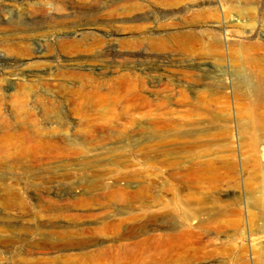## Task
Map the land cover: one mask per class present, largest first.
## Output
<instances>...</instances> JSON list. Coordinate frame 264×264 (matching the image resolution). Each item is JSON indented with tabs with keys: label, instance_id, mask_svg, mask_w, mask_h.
Here are the masks:
<instances>
[{
	"label": "rangeland",
	"instance_id": "obj_1",
	"mask_svg": "<svg viewBox=\"0 0 264 264\" xmlns=\"http://www.w3.org/2000/svg\"><path fill=\"white\" fill-rule=\"evenodd\" d=\"M258 44L264 0H0V264H264V113L199 71ZM183 99L211 146L130 144Z\"/></svg>",
	"mask_w": 264,
	"mask_h": 264
},
{
	"label": "bare ground",
	"instance_id": "obj_2",
	"mask_svg": "<svg viewBox=\"0 0 264 264\" xmlns=\"http://www.w3.org/2000/svg\"><path fill=\"white\" fill-rule=\"evenodd\" d=\"M257 48L256 49L258 51L259 50L264 51V46L262 45H260L259 47L258 44ZM199 71L203 73L201 75L205 77V79L207 80L206 83L209 86L212 85L217 89L230 88L234 90H240L250 99L256 100V102L251 103V108H250L251 113L253 114L264 113V69L263 68L257 66H249V67L243 66V68L234 69L231 71L230 70L212 71L211 69L208 68L199 69ZM195 76L196 75L192 72L184 74L185 80L189 82L190 81L195 82V80L198 78V77L195 78ZM239 79L242 80L239 81ZM133 80H135V78ZM138 80L136 81L139 83ZM123 81L126 83L131 82L132 80L130 78V75L128 77H124ZM169 97L170 95L166 96V98H168L167 102L171 103V97L170 98ZM193 102L191 100L188 101V99L187 100L183 99L180 102H178L181 105V107L182 106L186 107V112H184L185 115L182 116L179 115V113L176 110L170 108L168 106L169 103L159 104L158 108L159 110H163V113L153 114V116L150 115L148 117L150 126L140 128L141 133L144 132L150 135L149 137H147L148 140L146 141L144 140L143 143H141L139 140H133V142H131L130 144L135 146H142V148L165 149L169 151L173 149H177V147L186 149L190 147L198 148L200 146H211L213 144V140L207 139L205 141H202L200 139V136L196 137L197 132H199L198 131L199 119L197 117L200 115L195 112L201 110L203 107L201 108L199 104ZM204 110H206V112L208 111V109H204ZM198 112L200 113V111ZM143 138H145V136H143ZM262 141L264 140L259 139L254 143H249V144L260 145ZM4 144H5L4 140L2 139V137H0V147H2ZM1 260L2 258H0V262Z\"/></svg>",
	"mask_w": 264,
	"mask_h": 264
}]
</instances>
